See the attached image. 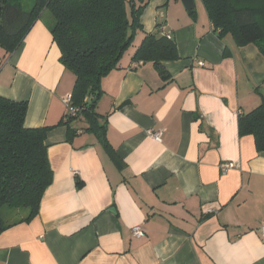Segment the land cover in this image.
<instances>
[{
  "label": "crops",
  "instance_id": "crops-1",
  "mask_svg": "<svg viewBox=\"0 0 264 264\" xmlns=\"http://www.w3.org/2000/svg\"><path fill=\"white\" fill-rule=\"evenodd\" d=\"M194 3L190 16L180 0L148 1L90 120L66 123L75 79L46 19L0 49V97L27 102L25 128L51 127L52 170L37 215L0 234V264H264V151L237 127L264 99V56L218 36ZM157 25L179 57L161 63L165 79L132 60Z\"/></svg>",
  "mask_w": 264,
  "mask_h": 264
},
{
  "label": "trees",
  "instance_id": "trees-1",
  "mask_svg": "<svg viewBox=\"0 0 264 264\" xmlns=\"http://www.w3.org/2000/svg\"><path fill=\"white\" fill-rule=\"evenodd\" d=\"M149 0H0V49L16 50L33 23L46 19L59 61L74 76L67 124L80 115L94 119L101 95L100 81L115 70L142 30L140 15ZM214 32L230 35L239 47L255 45L264 56V0H200ZM48 15V16H47ZM195 15V11L189 13ZM46 16V17H45ZM145 33L132 60L151 63L162 79V62L177 60L174 39L160 30ZM26 101L0 97V234L31 221L45 190L52 183L45 139L51 127L25 128ZM59 124H62L61 122ZM238 135L251 136L257 152L264 151V99L241 113ZM103 127L96 128L103 140ZM70 133L73 130L68 128ZM24 213V216H20ZM19 217L15 221L11 218Z\"/></svg>",
  "mask_w": 264,
  "mask_h": 264
},
{
  "label": "built area",
  "instance_id": "built-area-1",
  "mask_svg": "<svg viewBox=\"0 0 264 264\" xmlns=\"http://www.w3.org/2000/svg\"><path fill=\"white\" fill-rule=\"evenodd\" d=\"M139 64H141V63H139ZM62 103H63V105L65 107L66 114H68L71 117H75V116L79 115L80 109L71 106V98H70V96L66 97L62 101ZM148 135L150 137H152V138H155V139L159 138V136H160L159 133H154V132H151V131H148ZM228 168H230L229 165H224L222 167V171L226 172V170ZM130 233H131V236L133 238H136V239H140V238L144 237V231H143V229H142V227L140 225H135V226L131 227ZM258 233H259L261 239L264 241V224H262L259 227Z\"/></svg>",
  "mask_w": 264,
  "mask_h": 264
},
{
  "label": "water",
  "instance_id": "water-1",
  "mask_svg": "<svg viewBox=\"0 0 264 264\" xmlns=\"http://www.w3.org/2000/svg\"><path fill=\"white\" fill-rule=\"evenodd\" d=\"M186 12L190 13L194 11L195 3L194 0H180Z\"/></svg>",
  "mask_w": 264,
  "mask_h": 264
},
{
  "label": "rangeland",
  "instance_id": "rangeland-1",
  "mask_svg": "<svg viewBox=\"0 0 264 264\" xmlns=\"http://www.w3.org/2000/svg\"><path fill=\"white\" fill-rule=\"evenodd\" d=\"M145 10V9H144ZM144 10L142 11L141 15L140 16H143L144 15ZM48 16V15H47ZM46 17V16H45ZM47 19V18H46ZM20 216H24V213H21ZM19 217H13L11 218V221H15L17 220Z\"/></svg>",
  "mask_w": 264,
  "mask_h": 264
}]
</instances>
